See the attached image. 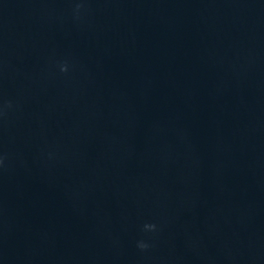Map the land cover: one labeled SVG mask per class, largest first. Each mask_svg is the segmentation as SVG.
<instances>
[{
  "label": "clouds",
  "instance_id": "1",
  "mask_svg": "<svg viewBox=\"0 0 264 264\" xmlns=\"http://www.w3.org/2000/svg\"><path fill=\"white\" fill-rule=\"evenodd\" d=\"M83 7V3L82 2H77L75 4V9H74V12L78 15L80 10L82 9ZM60 70L62 72H67L68 71V66L67 64H64V65H61V68ZM6 107H11V104H7ZM0 115H3V110L0 109ZM3 164V158L0 157V165ZM157 226L156 224L154 223H146L143 225V230L146 231V232H154L156 230ZM137 246L140 248V249H146L148 247V245L146 243H144L143 241H139Z\"/></svg>",
  "mask_w": 264,
  "mask_h": 264
}]
</instances>
